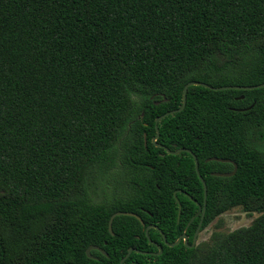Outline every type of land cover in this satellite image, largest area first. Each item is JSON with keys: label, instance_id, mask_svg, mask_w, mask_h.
Segmentation results:
<instances>
[{"label": "trees", "instance_id": "trees-1", "mask_svg": "<svg viewBox=\"0 0 264 264\" xmlns=\"http://www.w3.org/2000/svg\"><path fill=\"white\" fill-rule=\"evenodd\" d=\"M191 81L264 83V0H0V264H119L151 242L123 264H264V87L190 86L153 142ZM155 144L196 157L200 231L259 216L166 246L192 243L204 194L192 155ZM116 212L144 226L110 232Z\"/></svg>", "mask_w": 264, "mask_h": 264}, {"label": "water", "instance_id": "water-1", "mask_svg": "<svg viewBox=\"0 0 264 264\" xmlns=\"http://www.w3.org/2000/svg\"><path fill=\"white\" fill-rule=\"evenodd\" d=\"M190 86H200V87H204V88H206V89L213 90V91H222V90H254V89H260V88H263V87H264V83L259 84V85H255V86H224V87H217V88H216V87H211V86H209V85H207V84H205V83H202V82H196V81L188 82L187 84L184 85L183 90H182V104H181V107L178 108V109L172 110V111H170V112H167V113H165L164 115H162V116L156 118V120H155V130H156V135H155V137L153 138V142H155L156 139H157L158 136H159V129H158V125H157L158 122H159L161 119H163V118H165V117H167V116H169V115H172V114H175V113L179 112L181 109H183V108L185 107L187 90H188V88H189ZM163 101H166V99H164ZM155 104H158V102H156ZM155 146L158 147V148H162V149L164 150V153H167V154H170V155H177L178 152H179V153H181V152H185V153H187V154L192 155V157H193V159H194V167H195V171H196L197 176H198V178L200 179V181H201V183H202V185H203V194H204L203 196H204V202H203V207H201L199 204H197V206H198V211H197V213H196V214L190 219V221H189L188 224H187V227H188V226L190 225V223H191L195 218H197L198 216H200V220H199V223H198L197 228H196V230H195L194 237H192L193 241H192V243H191L190 245H188V244H187L188 239L186 238L187 236H186L185 234H183V235L177 237V240H176L175 242H173V243H168V242L166 241V239L164 238V236L162 235L163 242H164V244H165L166 246H168V247H175V246H177L181 241H183L184 245H185L187 248H193L194 246H196V242H197V239H196V238H197V235L199 234L200 229H201V226H202V221H203V217H204V213H205V201H206V197H207V196H206V195H207L206 184H205L203 178H202V177L200 176V174H199L197 159H196V157H195L193 154H191V151H190V150L185 149V148H178V149H176L175 151H171V150L168 149L167 147H164V146H161V145H158V144H155ZM206 161H217V162H221V161H222V163H231V161H229V160H224V159H222V158H221V159H219V158H210V159H207ZM233 165H234V169H233L232 172H230V173H213V175H214V176H217V177H230V176H232V175L235 174L236 169H237V168H236V165H235V164H233ZM175 194H177V193L174 192L173 195H174V199H175V201H176L177 204H178V216H179V215H180V212H181V205H180L179 200L177 199V197H176ZM194 202H195V201H194ZM195 203H196V202H195ZM116 216H129V217H133V218L137 219V220L141 223V225L144 226V223L142 222L141 218H140L139 216H137L136 214L131 213V212H116V213H114L113 215H111V217H110V219H109L108 229H109L110 232H111L112 221H113V219H114ZM151 228H153V229H157V227L154 226V225H148V226H146V227H145V234H146V236L148 235V231H149V229H151ZM149 241H151V240H149ZM151 243H152V245H154V246L158 249V251H157L156 253L139 251V250H136L135 247H134V248H129L128 251H127V253H126V255L120 260L119 264H123V262H124V261L130 256V254H131L132 252H134V251H135L136 253H138V254H142V255H160L161 252H162V247H161L160 245H158L157 243H155V242H151ZM92 250H96V251H99V252L105 254V252H104L100 247H98V246H90V247H88V248L86 249V255H87V257L90 258V259H95V258L92 257L91 254H90V252H91Z\"/></svg>", "mask_w": 264, "mask_h": 264}, {"label": "rangeland", "instance_id": "rangeland-1", "mask_svg": "<svg viewBox=\"0 0 264 264\" xmlns=\"http://www.w3.org/2000/svg\"><path fill=\"white\" fill-rule=\"evenodd\" d=\"M100 190L97 194L100 195ZM259 214H248L243 212L240 208H234L211 222L207 227L199 232L197 235L196 245L208 241L213 231L228 233L242 227H248Z\"/></svg>", "mask_w": 264, "mask_h": 264}, {"label": "flooded vegetation", "instance_id": "flooded-vegetation-1", "mask_svg": "<svg viewBox=\"0 0 264 264\" xmlns=\"http://www.w3.org/2000/svg\"><path fill=\"white\" fill-rule=\"evenodd\" d=\"M197 228V227H196ZM196 230V229H195ZM95 260H96V258H95Z\"/></svg>", "mask_w": 264, "mask_h": 264}]
</instances>
